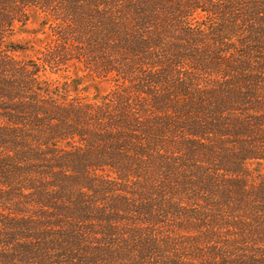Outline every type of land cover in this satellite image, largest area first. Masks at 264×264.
<instances>
[{
	"label": "trees",
	"instance_id": "trees-1",
	"mask_svg": "<svg viewBox=\"0 0 264 264\" xmlns=\"http://www.w3.org/2000/svg\"><path fill=\"white\" fill-rule=\"evenodd\" d=\"M39 2L111 89L0 88V264H264V0Z\"/></svg>",
	"mask_w": 264,
	"mask_h": 264
},
{
	"label": "rangeland",
	"instance_id": "rangeland-1",
	"mask_svg": "<svg viewBox=\"0 0 264 264\" xmlns=\"http://www.w3.org/2000/svg\"><path fill=\"white\" fill-rule=\"evenodd\" d=\"M38 1L33 0L24 6L16 3L12 7H3V3L0 5V13L16 14L18 11L21 21L9 23L0 19V62L3 66L0 69V88L20 90L25 97L35 96V92L40 95L37 99L42 101L52 98L82 102L89 101L98 92L111 89L110 84L83 69L76 60L63 58L60 59L63 60L62 65L45 66L47 56L53 60L51 51L60 43L53 32L55 27L51 13L43 9ZM3 125L4 121L0 118V126ZM3 153L0 149V156Z\"/></svg>",
	"mask_w": 264,
	"mask_h": 264
}]
</instances>
